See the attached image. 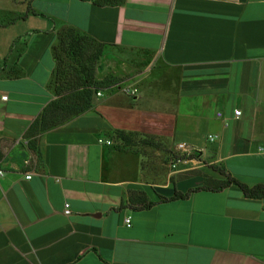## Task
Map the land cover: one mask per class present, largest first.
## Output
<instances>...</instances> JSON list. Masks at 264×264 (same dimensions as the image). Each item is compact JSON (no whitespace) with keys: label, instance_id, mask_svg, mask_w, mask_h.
Instances as JSON below:
<instances>
[{"label":"crops","instance_id":"crops-1","mask_svg":"<svg viewBox=\"0 0 264 264\" xmlns=\"http://www.w3.org/2000/svg\"><path fill=\"white\" fill-rule=\"evenodd\" d=\"M120 1H9L20 12L0 33V264H264V200L191 192L223 179L211 165L264 187V0ZM67 29L100 47L94 82L112 84L91 110L30 133L55 99ZM181 143L202 161L157 171Z\"/></svg>","mask_w":264,"mask_h":264},{"label":"trees","instance_id":"trees-1","mask_svg":"<svg viewBox=\"0 0 264 264\" xmlns=\"http://www.w3.org/2000/svg\"><path fill=\"white\" fill-rule=\"evenodd\" d=\"M80 1H89L97 6H116L121 3L120 0ZM100 53L101 49L94 41L80 37L72 29L64 30L59 35V45L54 48L53 54L56 64L53 87L55 99L46 105L40 116L31 124L30 133L52 130L92 109V99L98 88L108 87L112 84V82H104L99 85L94 82L95 64ZM114 135L115 137H121L120 135L125 134L115 132ZM127 137H130L127 139L133 138L132 141L135 138L143 139L142 143L153 147L156 140L138 134H128ZM209 168L218 173L223 179L219 182H212L208 178H204L203 186L191 192H218L234 186L240 189L248 199L264 200L263 186L258 185L250 188L230 177L222 167L211 165ZM186 197H188V194L175 193L170 200H180ZM152 205L153 203H145L144 207L148 208Z\"/></svg>","mask_w":264,"mask_h":264},{"label":"rangeland","instance_id":"rangeland-1","mask_svg":"<svg viewBox=\"0 0 264 264\" xmlns=\"http://www.w3.org/2000/svg\"><path fill=\"white\" fill-rule=\"evenodd\" d=\"M9 1L10 0H0V33L2 31L1 29L3 28L2 27V23L8 21L9 20L8 18L14 17L17 13L20 12V7L18 6V8H17L16 6H14L11 3H9ZM4 8H6L7 11H2V10H4ZM17 29H18L19 32H22V30H23L20 27L17 28ZM1 35L2 34H0V36ZM4 41H5V38H3V36L0 37V42H1L0 43V47H3V44H4L3 42ZM97 60H98V58H97ZM107 82H112V81H107ZM133 141H134V143H137V142L142 143V139H140V138H135ZM154 143H155V145H154V147L152 146L153 148L158 149V148H161V147H166V143L164 141L155 140ZM163 152L165 154H169V153H166L164 150H163ZM177 155L178 154H175V155H172V156L165 155V156H162L161 158L159 156H157V157L155 156V159H156L155 162H159V164H160L161 162L164 161L163 164L166 165V166H162V165L156 164V166H155L156 170L167 174V172L174 170L173 168L171 169V168L168 167L169 164L171 166L178 164L177 168H182V169H189V168L192 167V165L193 166L196 165V164H192V163H187L186 164V163H183L182 161L181 162L184 165L182 163H178L177 162L178 159L182 160V158H181L180 154L178 156ZM160 159H161V161H160ZM183 160H184V162H187V161L188 162H192V160H196L197 162L198 161L199 162L202 161L201 158H199V157H197L195 155H188V154H186V156L183 157ZM202 164L206 166L205 162L202 163ZM199 174H201V173L197 172V171H189V172H186V173L181 174V175L183 176V178H190L192 176H198ZM203 177L207 178V176H203ZM180 178H181V176H180Z\"/></svg>","mask_w":264,"mask_h":264},{"label":"built area","instance_id":"built-area-1","mask_svg":"<svg viewBox=\"0 0 264 264\" xmlns=\"http://www.w3.org/2000/svg\"><path fill=\"white\" fill-rule=\"evenodd\" d=\"M123 92L125 94H128V95H134L136 93V91L134 89H130V88H125L123 89ZM97 96H100V94L98 93ZM2 101H6L7 97L6 96H3L2 98ZM240 112L239 111H235V116H240ZM218 117H220V115L218 114ZM212 140V138H210ZM99 143H101V140L98 141ZM106 145L110 146L111 145V142L110 141H106L105 142ZM177 151L179 152H182V154H180L181 158H183L184 156H186V154L188 155H195L197 156L199 154V151L196 150V149H193L192 147H190L189 145L185 144V143H181V144H178L177 145ZM178 154V155H179ZM177 155V156H178ZM182 160L178 159V163H180ZM184 162V161H183ZM175 165H173L172 167H174ZM2 175V172L0 171V176ZM26 179H30V176H27ZM64 214L65 215H69L70 214V211L68 209V205L66 204L65 205V210H64ZM129 219H127L125 222H126V225H129Z\"/></svg>","mask_w":264,"mask_h":264}]
</instances>
